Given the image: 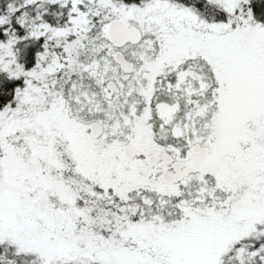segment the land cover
I'll list each match as a JSON object with an SVG mask.
<instances>
[{
	"label": "snow or ice",
	"instance_id": "1",
	"mask_svg": "<svg viewBox=\"0 0 264 264\" xmlns=\"http://www.w3.org/2000/svg\"><path fill=\"white\" fill-rule=\"evenodd\" d=\"M0 264H264V0H0Z\"/></svg>",
	"mask_w": 264,
	"mask_h": 264
}]
</instances>
